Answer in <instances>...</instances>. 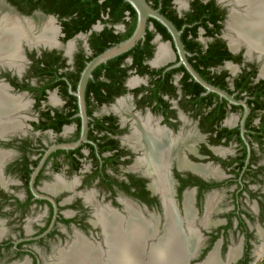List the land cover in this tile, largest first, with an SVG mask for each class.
Wrapping results in <instances>:
<instances>
[{
  "label": "flooded vegetation",
  "instance_id": "1",
  "mask_svg": "<svg viewBox=\"0 0 264 264\" xmlns=\"http://www.w3.org/2000/svg\"><path fill=\"white\" fill-rule=\"evenodd\" d=\"M146 1L174 34L149 16L88 68L133 36L128 1L0 0L26 34L0 49V264L106 257L135 224L138 255L165 252L171 221L188 264L264 255V51L237 38L244 4Z\"/></svg>",
  "mask_w": 264,
  "mask_h": 264
},
{
  "label": "bare ground",
  "instance_id": "2",
  "mask_svg": "<svg viewBox=\"0 0 264 264\" xmlns=\"http://www.w3.org/2000/svg\"><path fill=\"white\" fill-rule=\"evenodd\" d=\"M238 1L243 3L245 7L244 12L235 17V25L239 28L238 40L246 41L250 48H257L258 46L259 49L264 51V0ZM20 23L11 15H0V49H9L13 55L15 54L17 41L23 35V37H26V34H24V26L22 27ZM28 28L32 29L38 40L46 43L54 41L55 28L51 22H28ZM236 43L237 40L232 41V45ZM169 226L168 237L165 241V252L153 249L150 255H147L148 258L146 255L137 254L135 234L138 231L139 225L135 224L131 230V234H129L130 238L128 235L126 237L127 239H123L121 235L118 236L116 234L115 230H112V233L114 232L116 234L115 236L113 233L114 238L117 237L115 240L117 247L109 250L110 252L106 257H103L101 255L102 253L98 255L96 253L92 254L82 244L77 248V254L68 255L66 259L60 255L56 264H182L183 255L188 253L187 247L189 246L183 244V240L186 241V239L178 235V230L172 221ZM191 233L189 236L192 235ZM232 258L233 256L230 254L228 261ZM207 264H217L214 256H210Z\"/></svg>",
  "mask_w": 264,
  "mask_h": 264
},
{
  "label": "water",
  "instance_id": "3",
  "mask_svg": "<svg viewBox=\"0 0 264 264\" xmlns=\"http://www.w3.org/2000/svg\"><path fill=\"white\" fill-rule=\"evenodd\" d=\"M126 1H128L135 8V10L137 11V14H138L137 27H136V30H135L133 36H131L129 39H127L123 43H120L119 45H117L111 49H108L103 54L96 57L93 61H91L89 63L88 68H90L93 65L101 62L102 60H105L107 57H109L115 53H118L120 51H123V50L127 49L128 47L132 46L139 39V37L142 36L144 29H145L146 20L149 16L157 18L161 23L166 25L169 28V30L174 34L171 23L163 15L159 14L156 10H154L147 3L146 0H126ZM191 256L192 255L184 254L182 264H188L189 258ZM146 257H147V255H146ZM209 260H210V256H208L204 261H202L200 263H196V264H207V262Z\"/></svg>",
  "mask_w": 264,
  "mask_h": 264
},
{
  "label": "rangeland",
  "instance_id": "4",
  "mask_svg": "<svg viewBox=\"0 0 264 264\" xmlns=\"http://www.w3.org/2000/svg\"><path fill=\"white\" fill-rule=\"evenodd\" d=\"M253 264H264V255L256 258L255 261L253 262Z\"/></svg>",
  "mask_w": 264,
  "mask_h": 264
}]
</instances>
